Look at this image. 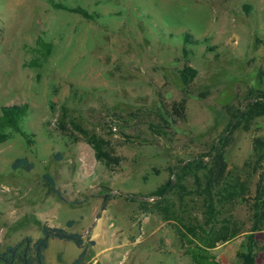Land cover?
Segmentation results:
<instances>
[{
  "label": "rangeland",
  "instance_id": "obj_1",
  "mask_svg": "<svg viewBox=\"0 0 264 264\" xmlns=\"http://www.w3.org/2000/svg\"><path fill=\"white\" fill-rule=\"evenodd\" d=\"M37 39L52 51L28 67ZM184 66L195 70L187 87ZM258 93L264 0H0V107L28 108L19 124L25 137L11 132L0 143V250L40 237L42 224L73 220L71 231L93 241L83 264H193L179 232L209 241L202 264H237L264 170V116L244 128L224 107L241 111ZM180 100L185 113L176 120L169 107ZM83 133L104 141L117 164L96 161ZM217 152L224 170L208 198L205 175ZM17 158L32 169L12 171ZM194 160L202 168L183 174ZM161 187V200L147 198ZM252 233L255 264H264V230ZM77 253L72 242L50 238L44 264H70Z\"/></svg>",
  "mask_w": 264,
  "mask_h": 264
},
{
  "label": "trees",
  "instance_id": "obj_2",
  "mask_svg": "<svg viewBox=\"0 0 264 264\" xmlns=\"http://www.w3.org/2000/svg\"><path fill=\"white\" fill-rule=\"evenodd\" d=\"M54 8L64 10L66 12L77 14L84 19L91 18V14H88L85 10L79 7H66L60 4L53 5ZM182 40L188 42V36L186 34L182 35ZM52 51V45L49 42H45L41 39H37L35 46L30 50V58L27 62L28 67L38 68L40 67L50 56ZM195 76V70L184 66L179 71V79L182 86L187 87ZM246 104L240 111L238 108L234 109L231 105L225 106L224 110L230 119H238V124L241 123L244 128H246L250 122L257 117L264 116V95L258 93L255 97H250L245 99ZM28 111L26 104L20 105H7L0 107V143L4 142L9 133L13 132L21 137H25L24 132L20 129V122L26 116ZM170 115L176 120L182 119L185 113V102L183 100L172 102L169 107ZM59 131L64 132L63 125L58 127ZM84 141L91 147L93 155L96 161H99L105 165H116L118 159L112 155L111 151L105 149V143L99 138L93 135H86L83 133ZM262 143L255 140L254 141V152L258 157L260 154L258 152L261 150ZM221 152H217L211 162H213L212 168L207 170L205 175L204 192L209 198V191L214 185H217L219 179L222 178V172L224 170V163L222 161ZM203 163L199 160H194L187 162L182 169V173L185 174L190 170V167H194V170L201 169ZM10 169L12 171L22 170L24 172H29L32 169V164L28 162L25 158H17L10 164ZM42 180L49 191L55 195L60 201L65 203L61 196V193L55 188L52 178L47 175H42ZM166 187L157 188L147 195V198H153V200H161L165 192ZM240 191H233L228 193L230 197L229 202L233 200L235 196L243 192V188H239ZM159 201H155L154 208H158ZM253 226L251 233L247 236L244 251L241 254L237 264H255L256 252L255 242L253 240V233L255 231L264 230V170L259 173L258 181L255 186L254 196H253ZM207 223L205 226H209L212 221V202L208 201L206 205ZM165 212V211H164ZM74 224L73 220H67L63 228L48 227L45 224L41 225L40 237L36 239H31L30 237H24L19 240L14 245H7L2 250H0V264H44V251L48 245V239L55 238L61 241H70L74 247L78 250L76 257L71 261L70 264H83V259L85 256V251L87 246L93 245V241L86 239L83 240L77 232H72L71 228ZM195 236L194 233H190ZM179 240L182 244L184 242L188 245L185 249V253L188 255L189 259L193 264H202L203 255L202 253L205 249L209 248V241L206 238L197 239L198 243H193L187 239L186 233H178ZM192 245V247H191Z\"/></svg>",
  "mask_w": 264,
  "mask_h": 264
}]
</instances>
